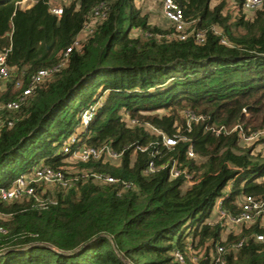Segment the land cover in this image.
I'll use <instances>...</instances> for the list:
<instances>
[{"label":"trees","instance_id":"16d2710c","mask_svg":"<svg viewBox=\"0 0 264 264\" xmlns=\"http://www.w3.org/2000/svg\"><path fill=\"white\" fill-rule=\"evenodd\" d=\"M214 1L175 0L190 29L205 33L201 43L153 25L136 0H74L61 15L51 0L26 7L0 0V51L10 49L11 68L0 108L17 100L39 70L56 68L20 109L1 110L13 126L0 131V187L41 161L64 170L69 155L58 142L104 96L81 137L122 152L117 165L82 162L87 173L47 208L0 198V264H182L177 251L184 264H209L219 242L228 249L224 264H264L260 221L223 239L224 221L213 217L226 195L222 209L231 213L244 195L264 199V155L231 131L264 130V1L247 18L243 0H233L234 19L225 0ZM87 27L90 34L79 39ZM77 39L80 46L66 55ZM164 136L177 144L165 146ZM189 146L195 158L187 156ZM174 160L192 173V186L171 179ZM150 161L157 169L146 173ZM91 173L120 182L100 183Z\"/></svg>","mask_w":264,"mask_h":264},{"label":"built area","instance_id":"2783aa9c","mask_svg":"<svg viewBox=\"0 0 264 264\" xmlns=\"http://www.w3.org/2000/svg\"><path fill=\"white\" fill-rule=\"evenodd\" d=\"M264 0H243L244 10L251 11L260 8L263 5ZM163 12L166 18L173 24L176 35L179 39L185 40L191 34L195 36L198 42H204L205 33L202 31L190 29V24L184 17L183 10L178 6L175 0H162ZM52 11L57 14H62V8H53ZM99 15V11L96 12ZM80 40L77 39L72 47H69L66 51L68 55L73 47H79ZM10 49L0 51V79L8 78L10 76L11 68L7 63V55ZM50 69H42L37 72L33 77V80L29 87L23 89L20 97L0 108V131L4 127L13 126V121L8 117H5L1 110L7 109L9 111H17L27 101L28 97L33 93L37 85L45 80L51 72L55 71ZM16 88H22V81L16 82ZM95 108L90 106L86 108L82 114L85 118V125L88 126L94 119ZM94 112V113H93ZM190 115V114H189ZM191 119L195 118V115H190ZM132 123H135L133 120ZM238 129L240 138L243 143H251V141H258L262 139L261 131L247 132L242 126H237L231 129L234 131ZM227 131V129H225ZM220 130L217 131V134ZM178 140L175 137H163V143L167 147H172L177 144ZM62 151L69 155L71 158L78 159L86 162L89 160H103L117 162L119 164L122 152H117L110 145H103L101 147H94L89 145L86 140L79 134L71 136L68 141L63 143ZM189 158H195L196 153L192 146H189L187 151ZM156 165L154 161H150L146 173H153L156 171ZM169 176L171 179L182 178L185 185L192 186L195 181L193 180L192 173L186 168L182 167L177 160H174L169 168ZM88 176V175H87ZM91 176L95 181L104 184H114L120 182V180L112 175L105 173H91ZM79 180V176L69 177L68 174L62 169H54L50 166L41 164L36 166L31 172L21 174L10 187H0V198L5 202H13L24 199H32L36 205L47 208L50 204H56L57 201L48 200L46 195H43V189L41 185H54L65 191L75 187ZM125 189L133 187L132 183L122 182ZM230 190V185L228 192ZM227 197H221L216 201L215 211L222 220L230 224L233 227H237L240 232L244 227H250L253 223L260 221L261 225H264V199H256L255 197L244 195L239 200L240 210L237 213H231L222 209L223 201ZM238 235V233H234ZM256 240L264 241V235H256ZM244 240H241L233 245V249H238L244 244ZM228 249L220 242L217 243V252L213 253L209 259V264H224L225 255ZM176 259L182 264L185 263V258L177 251L175 253ZM197 260L196 257L193 259Z\"/></svg>","mask_w":264,"mask_h":264},{"label":"rangeland","instance_id":"374dc122","mask_svg":"<svg viewBox=\"0 0 264 264\" xmlns=\"http://www.w3.org/2000/svg\"><path fill=\"white\" fill-rule=\"evenodd\" d=\"M33 1V0H23L22 5L24 7L28 6V4ZM72 1L74 0H51V7L53 8H62L64 5H68L70 4ZM220 0H215L213 3H218ZM226 1V7H225V14L231 13L233 19L236 17L237 13L234 9V3L233 0H225ZM136 4L143 10V12L145 14L149 15V19L150 22L153 25H159L161 27H163L165 30H172L173 29V24L166 18V16L164 15L163 12V5H162V0H136ZM262 7V6H261ZM260 7V8H261ZM256 10V9H255ZM255 10H251V11H247L244 10V14H246L247 18H250L254 13ZM89 26V25H88ZM190 28V27H189ZM132 32L134 33H139V31L137 29H134ZM90 34L89 28L87 27L79 36V39H86L87 36ZM9 80V78H3L0 79V92L5 91L6 86H7V81ZM105 97V96H104ZM100 99L99 101H97L96 103H94L92 105V107H98L100 106L103 101L104 98ZM89 108V107H87ZM162 111H160L159 113H161ZM94 113V112H93ZM94 117H95V113H94ZM78 119V123L75 127L74 133L68 134L67 136H63L61 141L58 142V149L59 151L63 149V143L68 141V139L71 136L74 135H83L85 132L86 126L85 125V118L84 115L82 114V112L79 114V116L77 117ZM251 128V127H250ZM260 130V129H259ZM261 131V130H260ZM262 135L261 137H264V130L261 131ZM243 145L245 147H251L253 145L254 148V152L257 153H262L264 155V143L260 142H256V141H251V143H243ZM66 162V166L64 167V171L68 174L69 177H74V176H79L82 175L84 173H87V171L85 169H83L82 167H80V165L82 164L83 161H80L78 159L75 158H71L70 156H65V160ZM43 161L40 162L39 165H41ZM111 162V161H108ZM113 165H117V162H112ZM38 165V166H39ZM42 189H43V195H46L48 197V200L54 201L56 200L57 195L62 192V189L54 186V185H41ZM188 187V185H185L184 188ZM231 188V187H230ZM20 202L23 201L22 199L19 200ZM217 213L216 211L213 213V217L215 218V220H218L219 222H223L222 218L219 216H216ZM213 218V219H214ZM223 232H222V237L223 239H225L227 237V235L229 233H240V230L237 227H233L230 224L227 223H223Z\"/></svg>","mask_w":264,"mask_h":264},{"label":"water","instance_id":"95a60500","mask_svg":"<svg viewBox=\"0 0 264 264\" xmlns=\"http://www.w3.org/2000/svg\"><path fill=\"white\" fill-rule=\"evenodd\" d=\"M87 245V243H85V244H82L81 246H79L77 249H75V250H73V251H70V252H68L67 254H73V253H76L78 250H80V249H82L84 246H86ZM29 246H31V245H29ZM29 246H27V247H29ZM26 247V248H27ZM48 247H50L51 248V246H48Z\"/></svg>","mask_w":264,"mask_h":264}]
</instances>
